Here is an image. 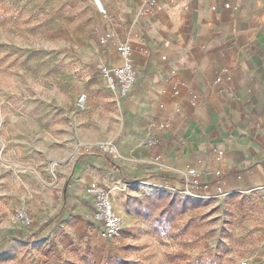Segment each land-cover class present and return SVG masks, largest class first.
<instances>
[{"label": "crops", "instance_id": "1", "mask_svg": "<svg viewBox=\"0 0 264 264\" xmlns=\"http://www.w3.org/2000/svg\"><path fill=\"white\" fill-rule=\"evenodd\" d=\"M100 1L108 20L94 0H80L91 21L70 17L63 35L91 37L86 43L94 50L86 49L85 59L109 67L123 63L115 47L130 44L137 80L128 96H116V116L79 131L89 152L75 150L68 138L51 154L54 186L38 197L29 236L56 251L73 250L81 238L73 228L83 229L82 237L101 228L86 194L92 182L138 201L183 197L179 173L188 170L210 173L193 188L200 202L260 198L264 190V0H159L164 9L150 22L140 15L148 0ZM105 33L114 41L101 47ZM101 143H113L119 155L104 154ZM216 152L223 153L219 162ZM113 202L127 226L140 220ZM186 217L173 221L185 228Z\"/></svg>", "mask_w": 264, "mask_h": 264}, {"label": "rangeland", "instance_id": "2", "mask_svg": "<svg viewBox=\"0 0 264 264\" xmlns=\"http://www.w3.org/2000/svg\"><path fill=\"white\" fill-rule=\"evenodd\" d=\"M88 11L80 0H0V264H264L259 197L202 202L200 210L187 212L184 228L161 215L163 201L112 192L121 210L140 219L127 226L113 202L124 221L113 242L102 228H89L84 237L83 229L73 228L81 238L64 251L29 236L37 199L54 186L53 150L68 138L75 150H91L79 131L97 130L119 113V94L101 75V60L84 57L86 49L94 50L86 43L91 37L63 35L70 17L89 25ZM82 94L88 95L85 110L77 106ZM104 94H111L110 103ZM83 118L87 122L79 124ZM22 209L33 221L30 227L14 221Z\"/></svg>", "mask_w": 264, "mask_h": 264}, {"label": "built area", "instance_id": "3", "mask_svg": "<svg viewBox=\"0 0 264 264\" xmlns=\"http://www.w3.org/2000/svg\"><path fill=\"white\" fill-rule=\"evenodd\" d=\"M95 6L102 16L108 20L107 11L102 5L100 0H94ZM164 9V6L159 0H148L146 6L142 9L140 15L142 18L152 21L158 12ZM148 28H152V23H149ZM114 41V36L111 33H105L99 38V45L106 47ZM169 46V42L166 43ZM116 53L123 61L122 65L118 67H109L106 65L101 66V75L105 79L111 91L117 92L122 98L128 96L135 86L137 80L136 68L132 61L133 47L130 44L123 43L115 47ZM217 83L221 82V76L216 79ZM177 94V92H176ZM87 96L82 94L77 106L79 109L84 110L86 107ZM179 110H176L178 113ZM169 125H162L161 128H168ZM98 148L110 156H118V150L113 143H101ZM90 151V150H89ZM223 153L216 152L215 159L217 162L221 160ZM180 176L184 181L185 190L182 193L184 198L196 199L193 194V188L204 185L203 177L209 176L210 173L200 174L196 170H188L180 172ZM214 174L219 177L220 172L215 171ZM162 188V187H161ZM86 194L93 200L94 203V219L104 231L105 237L113 242L117 236L124 229V221L122 217L116 212L111 193L109 190L104 189L98 182H92L86 189ZM261 203L264 206V190L260 194ZM15 222H20L24 227H30L33 223L25 209L17 212L14 219ZM246 264V263H245Z\"/></svg>", "mask_w": 264, "mask_h": 264}, {"label": "trees", "instance_id": "4", "mask_svg": "<svg viewBox=\"0 0 264 264\" xmlns=\"http://www.w3.org/2000/svg\"><path fill=\"white\" fill-rule=\"evenodd\" d=\"M156 200L163 201V211L162 216L167 215L168 221L172 222L177 219V217L186 214L189 211L197 209L202 206V202L193 198H171L165 194H158L152 198V202ZM107 264H136L124 260H110Z\"/></svg>", "mask_w": 264, "mask_h": 264}, {"label": "bare ground", "instance_id": "5", "mask_svg": "<svg viewBox=\"0 0 264 264\" xmlns=\"http://www.w3.org/2000/svg\"><path fill=\"white\" fill-rule=\"evenodd\" d=\"M85 110V109H84Z\"/></svg>", "mask_w": 264, "mask_h": 264}]
</instances>
